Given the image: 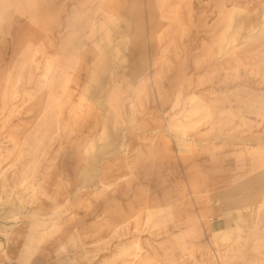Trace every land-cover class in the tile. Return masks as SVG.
<instances>
[{"label": "rangeland", "instance_id": "1", "mask_svg": "<svg viewBox=\"0 0 264 264\" xmlns=\"http://www.w3.org/2000/svg\"><path fill=\"white\" fill-rule=\"evenodd\" d=\"M16 1L0 0L3 240L52 242L60 264H264V0Z\"/></svg>", "mask_w": 264, "mask_h": 264}, {"label": "crops", "instance_id": "2", "mask_svg": "<svg viewBox=\"0 0 264 264\" xmlns=\"http://www.w3.org/2000/svg\"><path fill=\"white\" fill-rule=\"evenodd\" d=\"M8 3V1H7ZM15 3L17 4H26L28 3L27 0H17ZM34 3L37 4H42V5H62V4H66V5H73V4H84V0H35ZM43 16H45V14L43 13ZM46 16H56V12H51V13H47ZM116 196V198L114 197ZM113 196V212L115 211H119L120 209V195L118 194H114ZM118 196V197H117ZM105 199H103L102 202ZM136 208L133 209L134 212H137V205L134 206ZM163 207V205H162ZM104 208V209H102ZM106 208V205H104L102 203L101 205L97 206V212H100L102 209V212H104ZM1 209V213L0 215H8L9 212L12 209V205H5L4 207L0 208ZM178 212H180V210H178ZM6 213V214H5ZM3 222L5 225H7V221H2V219L0 218V230L3 229ZM101 223L99 222H90V221H81L79 226H77V228L80 229V233L81 236H84V229H91V228H97V232L95 234V236H92V240H89V238L86 239V244H98V242H100L101 239H104V232L101 229L100 226ZM221 222L219 221H214L210 224L211 230L212 231H218L221 228ZM27 227V226H26ZM25 229V227H24ZM22 236H18L16 237V239L7 240L4 241L2 236H0V242L3 245V249L6 252V255H4L2 253V251L0 250V264H9L8 260L12 259L15 260L18 264H60V262L62 260H68V258L66 256H69L70 258L73 256V254H69L66 255L64 257H60L57 255L54 245L52 244V242H47L43 248H40V246L38 245V242H35V238L33 242H28L26 241V238L24 237V233H21ZM20 234V235H21ZM85 239V237H84ZM96 240V241H95ZM201 240L199 242H196V244H200ZM27 248L31 251V252H26ZM206 264V263H204Z\"/></svg>", "mask_w": 264, "mask_h": 264}]
</instances>
